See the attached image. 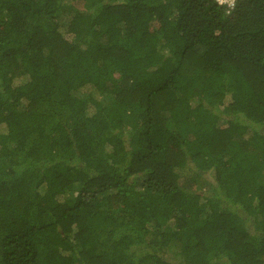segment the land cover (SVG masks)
Segmentation results:
<instances>
[{
	"label": "trees",
	"instance_id": "1",
	"mask_svg": "<svg viewBox=\"0 0 264 264\" xmlns=\"http://www.w3.org/2000/svg\"><path fill=\"white\" fill-rule=\"evenodd\" d=\"M0 264H264V0H0Z\"/></svg>",
	"mask_w": 264,
	"mask_h": 264
},
{
	"label": "built area",
	"instance_id": "2",
	"mask_svg": "<svg viewBox=\"0 0 264 264\" xmlns=\"http://www.w3.org/2000/svg\"><path fill=\"white\" fill-rule=\"evenodd\" d=\"M218 4L225 5L228 10H231L234 7L235 0H216Z\"/></svg>",
	"mask_w": 264,
	"mask_h": 264
},
{
	"label": "rangeland",
	"instance_id": "3",
	"mask_svg": "<svg viewBox=\"0 0 264 264\" xmlns=\"http://www.w3.org/2000/svg\"><path fill=\"white\" fill-rule=\"evenodd\" d=\"M67 17L65 16L64 19H66Z\"/></svg>",
	"mask_w": 264,
	"mask_h": 264
}]
</instances>
